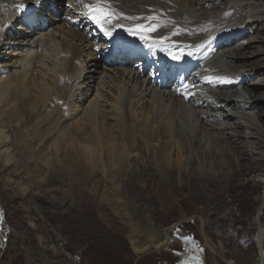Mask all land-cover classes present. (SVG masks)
Listing matches in <instances>:
<instances>
[{
  "label": "rangeland",
  "instance_id": "rangeland-1",
  "mask_svg": "<svg viewBox=\"0 0 264 264\" xmlns=\"http://www.w3.org/2000/svg\"><path fill=\"white\" fill-rule=\"evenodd\" d=\"M255 2L264 5V0ZM252 30L258 42L241 51L244 57L237 58L241 65L237 69L245 64L243 71H253L256 79L244 95L241 86L222 94L237 92L235 101L251 94L253 110H200L213 117L205 122L214 128L211 133L219 137L221 147L231 138L233 143L226 146L234 156H203L214 152L211 143L186 138L181 151L172 146L168 155L156 142L154 152L144 145L134 156L125 157L115 175L114 156H97L100 159L90 162L79 156H50V160L45 143L36 156L32 154L41 159L34 170L33 164H25L22 149L30 147L33 152L35 129L25 125L28 131L22 133L27 139L21 149L15 140L19 128L4 129L8 143L1 150L7 152L0 157V170L6 156L14 158L7 159L12 168L0 174V264H259L255 235L264 229V23ZM239 40L228 48L244 47L250 39ZM215 50L220 56H213L211 67L229 71L221 57L227 49ZM203 93L213 108L219 106L213 93L211 97L208 91ZM200 134L193 135L204 142ZM21 162L25 169L23 164L19 168ZM140 169L146 176L138 175ZM178 225L179 230L173 228ZM169 236L173 242L166 249L154 248ZM178 236L189 237L198 250H181ZM133 246L144 250L138 254Z\"/></svg>",
  "mask_w": 264,
  "mask_h": 264
},
{
  "label": "bare ground",
  "instance_id": "bare-ground-1",
  "mask_svg": "<svg viewBox=\"0 0 264 264\" xmlns=\"http://www.w3.org/2000/svg\"><path fill=\"white\" fill-rule=\"evenodd\" d=\"M77 1L69 2L74 5ZM255 1L258 0H104V9H110L117 16L136 17L135 20L114 19L120 23V26H114L116 30L108 28L111 23H105L103 27L111 32V35L105 36L112 39L105 46L98 45L100 40L97 38L93 43L88 34L81 30L89 26L83 4H98L99 0L78 2L76 8L69 11V18L62 16L64 1L51 0L50 4H57L52 9L57 11L59 19L46 15L50 23L47 24V34H42L41 39L35 37L38 33L29 34L23 30L28 34L26 37L20 32L18 34L16 26L24 22L27 14L26 11L19 16L18 10L22 5L33 3L43 6L46 4L44 0H0V76H3L0 77V157L7 152L1 151L8 143V135L3 130L12 132L14 129L11 131V127L15 130L19 128L15 140L20 148L27 139L22 133L28 131L25 125H30V130L35 129V138L37 135L33 152H30V147L24 148L25 151L22 149L24 158L28 160L25 164H33L34 170L41 166V159L38 161L32 154L36 156L45 143L48 144L45 155L49 157L79 156L90 162L100 159L97 156H114L115 171L125 157L134 156L132 154L138 153L144 145L152 152L153 143L156 142L158 146L163 145L165 150H171L173 146V150L181 151L184 138L198 144L210 142V149L214 147V152L203 156H234L235 152L228 149L233 143L231 138L229 141L222 139L224 145L228 146L222 148L219 137L211 133L214 128L207 127L205 122L213 117L205 116L200 110L203 107L210 112L220 111L222 107L253 110L251 94L250 97L246 95L243 101H235L233 97L237 92L233 96L222 93L235 86L244 88L242 93L248 91L246 86L253 85L256 79L253 71L252 74L248 70L243 71L246 69L243 67H248L245 64L237 69L241 66L237 64V58L244 57L241 51L252 48L251 44L258 42L259 36H253L252 29L257 28L258 31V26L264 23L261 21L264 19V5H256L258 2ZM77 8L82 9L83 13L80 14ZM242 15L243 18H240ZM136 24L145 27L159 25L155 32L142 34L167 39L162 43H145L136 36L138 40L131 43L135 35H130L126 29ZM244 37L250 39L244 47L228 48ZM14 38L15 42H10ZM157 43L175 47L178 55L187 60L192 56L190 52H200L199 62L206 54L204 44H214L220 50L227 49L221 57L227 62L229 71L220 66L209 68V71L225 76L223 80L226 84L222 85L216 80L208 82L219 95L209 87L205 88L208 97L212 93L215 95L212 98L219 106L213 108L212 104L202 99L197 100L196 104L191 101L192 105L189 106L174 90L167 89L169 82L166 86H160L151 78H142L139 71L129 67L103 66L98 60L119 48L133 55L135 49ZM156 133L160 134V138H155ZM193 134H200L204 142L196 140ZM13 143L10 139V145ZM13 158L10 154L6 156L0 174L12 168L13 163H7V159ZM22 164L25 169L27 165L22 162L19 168ZM16 172L15 169L11 175H16ZM117 172L120 173L116 171L115 175ZM137 173L141 178L146 176L141 169ZM261 230L264 229H258L255 242L259 249L257 263L264 264V231ZM172 242L169 236L153 246L159 250L166 249ZM133 249L140 254L144 247L133 246ZM227 264L237 263L229 261Z\"/></svg>",
  "mask_w": 264,
  "mask_h": 264
},
{
  "label": "snow or ice",
  "instance_id": "snow-or-ice-1",
  "mask_svg": "<svg viewBox=\"0 0 264 264\" xmlns=\"http://www.w3.org/2000/svg\"><path fill=\"white\" fill-rule=\"evenodd\" d=\"M103 2L104 0H99L97 5L84 3L83 7L88 11L89 17L97 24L98 27H100V30L103 31L105 35H111V32L103 27L105 23H111L113 19L116 20H119L121 18L131 19V20L136 19V17L117 16L116 13L112 12L110 9L109 10L104 9V7L102 6ZM117 26L120 25L118 24ZM158 27L159 25L145 27L144 25L136 24L133 27L127 28L126 31H128L130 35L138 36L139 39L145 43H155L157 41L162 43L167 39L166 37H151L150 35L142 34L144 32L147 33L155 32ZM174 59H179V57H174ZM182 239L188 240L190 238L182 237Z\"/></svg>",
  "mask_w": 264,
  "mask_h": 264
}]
</instances>
